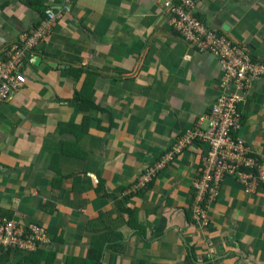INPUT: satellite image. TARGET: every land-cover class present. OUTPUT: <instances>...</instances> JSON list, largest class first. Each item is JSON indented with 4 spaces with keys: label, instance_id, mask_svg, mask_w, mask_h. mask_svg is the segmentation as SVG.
I'll return each mask as SVG.
<instances>
[{
    "label": "crops",
    "instance_id": "obj_1",
    "mask_svg": "<svg viewBox=\"0 0 264 264\" xmlns=\"http://www.w3.org/2000/svg\"><path fill=\"white\" fill-rule=\"evenodd\" d=\"M0 0V61L49 11H61L0 105V218L42 227V253L0 264H264V187L223 181L194 219L195 145L143 190L142 173L186 132L208 130L218 60L168 25L156 0ZM204 23L264 61V0H199ZM77 95V97H76ZM79 98V100H78ZM235 138L264 153V77L240 108ZM20 252V253H19Z\"/></svg>",
    "mask_w": 264,
    "mask_h": 264
},
{
    "label": "built area",
    "instance_id": "obj_2",
    "mask_svg": "<svg viewBox=\"0 0 264 264\" xmlns=\"http://www.w3.org/2000/svg\"><path fill=\"white\" fill-rule=\"evenodd\" d=\"M72 0H63L68 8ZM199 0H156L169 13L168 25L190 46L208 51L220 65L222 80L219 95L207 120L208 130L200 128L186 132L158 162L146 168L132 192L143 190L165 166L193 147L195 143L208 147L201 162V175L194 183L195 199L192 206L198 223L207 221V205L220 195L223 181L234 178L244 187L246 195L264 187V153L240 143L235 137L241 129L240 108L245 103L252 84L264 77V61H255L249 51L234 43L226 35L209 28L195 13ZM61 16V11H49L36 28L25 32L3 53L0 61V105L17 96L23 83L19 74L25 63H34L33 50ZM49 245L42 227L21 226L12 219L0 218V249L33 253Z\"/></svg>",
    "mask_w": 264,
    "mask_h": 264
},
{
    "label": "trees",
    "instance_id": "obj_3",
    "mask_svg": "<svg viewBox=\"0 0 264 264\" xmlns=\"http://www.w3.org/2000/svg\"><path fill=\"white\" fill-rule=\"evenodd\" d=\"M38 25H39V24H38ZM38 25H37V26H38ZM37 26H35L34 28H36ZM32 29H33V28H32ZM32 29H31V30H32ZM28 32H29V31H28ZM76 97H77V95H76ZM78 100H79V98H78ZM37 249H38V250H36L37 253H42V252H43V251L41 250V248H37ZM0 251H2V249H0ZM20 251H21V250H20ZM19 253H20V252H19Z\"/></svg>",
    "mask_w": 264,
    "mask_h": 264
},
{
    "label": "water",
    "instance_id": "obj_4",
    "mask_svg": "<svg viewBox=\"0 0 264 264\" xmlns=\"http://www.w3.org/2000/svg\"><path fill=\"white\" fill-rule=\"evenodd\" d=\"M39 61H40L39 58H35V63H34V65H37Z\"/></svg>",
    "mask_w": 264,
    "mask_h": 264
},
{
    "label": "rangeland",
    "instance_id": "obj_5",
    "mask_svg": "<svg viewBox=\"0 0 264 264\" xmlns=\"http://www.w3.org/2000/svg\"><path fill=\"white\" fill-rule=\"evenodd\" d=\"M244 188V187H243Z\"/></svg>",
    "mask_w": 264,
    "mask_h": 264
}]
</instances>
